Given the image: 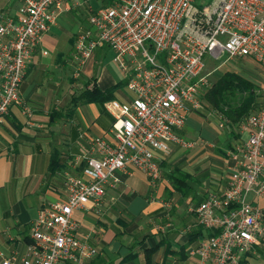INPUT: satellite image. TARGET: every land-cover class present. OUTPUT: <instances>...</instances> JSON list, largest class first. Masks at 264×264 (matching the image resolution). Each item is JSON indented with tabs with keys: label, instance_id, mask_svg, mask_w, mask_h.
<instances>
[{
	"label": "built area",
	"instance_id": "1",
	"mask_svg": "<svg viewBox=\"0 0 264 264\" xmlns=\"http://www.w3.org/2000/svg\"><path fill=\"white\" fill-rule=\"evenodd\" d=\"M11 1L18 4L13 13L0 7V124L10 108L22 105L20 86L44 35L78 6L85 5L87 17L74 37V77L103 48L114 53L125 75L129 101L104 103L110 128L86 145L73 164H79L78 174L61 172L62 199L38 212L26 256L0 263L85 264L97 250L79 236L74 212L98 210L107 187L118 184L117 172L136 170L155 184L160 156L174 146H193L179 132L210 88L204 58L250 59L264 77V0ZM90 1L100 5L93 8ZM239 128L247 137L230 152L235 164L227 187L193 210L212 233L192 252L197 264H240L264 242V209L246 203L250 194L264 196V88Z\"/></svg>",
	"mask_w": 264,
	"mask_h": 264
},
{
	"label": "crops",
	"instance_id": "2",
	"mask_svg": "<svg viewBox=\"0 0 264 264\" xmlns=\"http://www.w3.org/2000/svg\"><path fill=\"white\" fill-rule=\"evenodd\" d=\"M16 7L15 3L10 13ZM77 11L79 6L61 15L58 20L62 23L44 35L20 86L22 105L10 108L0 124V263L26 256L31 243L30 227L38 212L44 205L62 199L61 172L78 174L79 164H73L89 141L105 135L112 123L104 107L98 104H78L74 108L71 103L81 87L82 91H91L89 88L96 85L105 91L116 85L101 86L97 74L93 76L94 65L93 73L85 75L94 53L80 76L74 77L73 38L80 25L86 23V17L81 21ZM69 22L77 23L76 31L66 28ZM53 28L62 32L64 42L51 56L45 49V38ZM82 77H86L87 85L79 84ZM126 94L115 91L114 99L128 102L130 96ZM79 106L86 109L79 111ZM194 113V118L190 120L192 113L179 132L193 146H174L168 155L160 156L159 164L165 172L162 180L152 184L136 170L117 172L119 182L107 187L98 210L74 212L79 236L97 250V255L85 264L198 263L192 252L211 232L201 227L193 210L209 194L220 195L227 187L235 164L230 152L243 144L247 136L239 123L231 127L227 121H223L229 125H225L223 132L214 127L210 128L212 132L208 131L203 128V120H211L212 115L202 106ZM199 120L201 125L188 134L186 125L198 124ZM208 144L209 149L205 150ZM177 175L182 177L176 187L169 182H175ZM246 203L264 209V196L250 194ZM127 256L130 259L123 262ZM240 264H264V242L243 255Z\"/></svg>",
	"mask_w": 264,
	"mask_h": 264
},
{
	"label": "rangeland",
	"instance_id": "3",
	"mask_svg": "<svg viewBox=\"0 0 264 264\" xmlns=\"http://www.w3.org/2000/svg\"><path fill=\"white\" fill-rule=\"evenodd\" d=\"M89 4L93 8L98 7V5H100L96 1H90ZM0 7H2L6 11L11 12V10H13L15 7V2H13L11 0H0ZM77 12H79V19H81V21L84 20L85 17H87L85 5L80 6L79 11H77ZM60 23H62V21L57 19L56 25L60 24ZM85 25H86V23H85ZM77 27H78L77 23H76V25L72 22H69L66 24V28L68 30L70 29L71 31H76ZM80 27H84V26L80 25ZM63 38L64 37L62 36V32L59 31L58 29H54V28H53V32L49 33L47 35V37L45 38V41H46L45 49L48 53L50 52L51 56L53 55L54 51L60 49L61 42H64ZM94 55H95V58L93 56L94 60H92L91 64H89L90 65L89 68H86V70H85L86 76L93 73V70H92L93 66L92 65H94L95 68H94L93 76H95L97 74V78L101 82V86L107 85L109 83H111L109 85L118 84L120 82L124 83L126 81L124 78L125 75L122 73L118 64L113 60L115 55L110 49L103 48L102 50H97L96 52L94 51ZM94 62H95V64H94ZM204 62L206 64L205 73L209 75L208 79H209L210 83L214 82L225 70H233V71L237 72L238 74H240L241 76H243V77L247 78L248 80L252 81L253 83H255L257 86H259L260 90H262L264 88V77H263L262 71L260 70L258 65L251 60H239V59L228 60L226 58H222V59L216 61V60H213L211 57L206 56L204 58ZM86 80H87L86 77H82V79L79 80V84L81 86H83ZM124 86L125 85H121V87L117 88L115 91L126 94V92L124 90ZM82 89H83V87L79 88V92H81ZM126 96H128V95L126 94ZM202 107L205 111H207L213 117V118L211 117V120H207V121L205 120L206 122L203 120V126H204L203 128L212 132V130H210V128L212 129L214 127L219 132H223L225 129V125H227V124L223 123V120H225L222 117L223 115L217 109L212 107V105L204 99H202ZM85 109H86V107L79 106V111H83ZM194 116H195V113H193L191 115L190 120L193 119ZM201 121L202 120L196 121V123H198V124H195L196 126L194 125V123L192 124V122H189V124H187L185 127L186 132L188 134L193 133L194 130L197 128V126L201 125V123H202ZM220 124H222L223 127L220 128L219 127ZM227 126H229V125H227ZM212 134H215V133L213 132ZM194 139H195V137L191 138L189 140L192 141ZM209 145L210 144L205 146V150L209 149V148H207ZM211 150H213V149H211ZM184 155L186 156L187 152H185ZM186 166H187V164H186ZM166 170H167V168H165V171ZM160 171H161L160 180H162V175L165 172L162 171L161 167H160ZM181 177L182 176L177 175L176 176L177 180L175 182L174 181L173 182L168 181V182L170 184L175 183V186L177 187L180 185L178 181L181 179ZM184 191L185 190L183 188L182 192H184Z\"/></svg>",
	"mask_w": 264,
	"mask_h": 264
},
{
	"label": "trees",
	"instance_id": "4",
	"mask_svg": "<svg viewBox=\"0 0 264 264\" xmlns=\"http://www.w3.org/2000/svg\"><path fill=\"white\" fill-rule=\"evenodd\" d=\"M125 83L120 82L105 91H101L94 85L91 91L85 89L80 92L78 96L73 98L71 103L74 108L78 104L87 105L93 103L103 108L105 102L114 99L115 90L121 85H125ZM85 85H87V82ZM259 90V86L237 72L225 70L214 82H211L210 88L204 92L202 99L217 109L223 115V119L231 127H234L253 111L254 105L259 98ZM128 259H130V256H127L123 262ZM94 263L98 264L97 261L89 264Z\"/></svg>",
	"mask_w": 264,
	"mask_h": 264
}]
</instances>
